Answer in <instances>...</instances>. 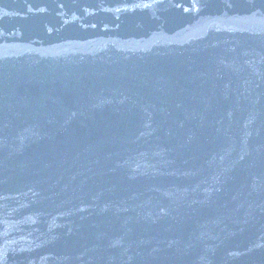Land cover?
Listing matches in <instances>:
<instances>
[{"label": "water", "instance_id": "1", "mask_svg": "<svg viewBox=\"0 0 264 264\" xmlns=\"http://www.w3.org/2000/svg\"><path fill=\"white\" fill-rule=\"evenodd\" d=\"M0 264H264V0H0Z\"/></svg>", "mask_w": 264, "mask_h": 264}]
</instances>
